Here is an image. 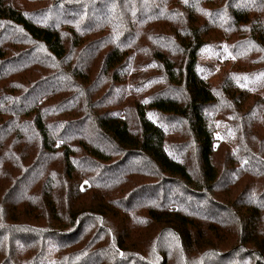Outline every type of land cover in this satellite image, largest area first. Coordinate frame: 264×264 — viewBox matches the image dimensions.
<instances>
[{
    "label": "trees",
    "instance_id": "16d2710c",
    "mask_svg": "<svg viewBox=\"0 0 264 264\" xmlns=\"http://www.w3.org/2000/svg\"><path fill=\"white\" fill-rule=\"evenodd\" d=\"M261 81L264 0H0V264H264Z\"/></svg>",
    "mask_w": 264,
    "mask_h": 264
},
{
    "label": "rangeland",
    "instance_id": "374dc122",
    "mask_svg": "<svg viewBox=\"0 0 264 264\" xmlns=\"http://www.w3.org/2000/svg\"><path fill=\"white\" fill-rule=\"evenodd\" d=\"M201 62L202 64L207 65V68L202 65V73L205 75V78L214 88L219 89L222 86L225 78L231 74L235 60L229 55L227 49L225 48L221 50L207 48L202 51ZM263 85L264 82L261 83L259 88H261ZM229 112L230 110L226 105H224L222 102H218V104L211 111L209 125L215 132V139H225L226 143H231V148L234 150V137L230 135H223L225 126L228 124L227 119H230L228 118ZM222 121L225 123L223 127H221ZM259 181L260 180L257 176L252 174L246 167L241 166L238 170L236 179L231 183V186L234 187L233 189H236V186L238 188L239 186H244L245 183H249L255 185L254 193H257L259 190V187L257 186Z\"/></svg>",
    "mask_w": 264,
    "mask_h": 264
}]
</instances>
